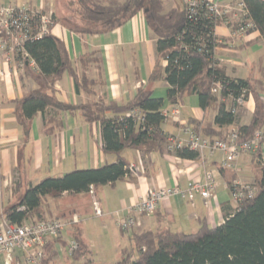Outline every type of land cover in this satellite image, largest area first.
<instances>
[{
    "label": "crops",
    "instance_id": "crops-1",
    "mask_svg": "<svg viewBox=\"0 0 264 264\" xmlns=\"http://www.w3.org/2000/svg\"><path fill=\"white\" fill-rule=\"evenodd\" d=\"M211 1L226 6L241 0ZM0 5H27L55 14L57 21L51 34L63 43L69 66L56 80L54 88L47 92L56 100L73 106L98 100L125 105L138 89L151 87L154 96L165 99L163 109L173 105L167 98L169 84L165 80L149 82L157 60L156 36L142 12L109 32L81 34L70 28L69 20L60 19L56 0H0ZM164 6L169 11L183 8L184 4L183 0H164ZM236 31L237 20L233 14L216 25L215 34L222 40L215 48L216 58L228 75L264 84V37L256 29H249L241 35L235 34ZM92 52L99 62L91 63L85 73L98 84L95 93L89 95L83 89L76 90L70 67L79 73L78 59ZM30 63L22 67L18 60L0 62V222L6 216V210L20 200L30 184L47 176H60L77 168L99 167L118 159L117 154L104 152L100 123L87 122L78 109L61 110L58 114L60 127L52 132L46 131L44 114L38 112L29 121L26 131L18 117V102L40 89L43 82L37 64ZM166 63L163 61V65ZM217 110V106L202 108L199 96L190 94L181 102L179 119H169L162 127L169 135L184 140L187 135L182 127L190 125L191 118L203 125L211 124ZM254 110L255 99L250 96L239 108L236 122L249 124ZM121 156L130 165L132 175L114 184L96 187L103 215H95L89 192H65L57 199H45L43 212L46 218L64 219L68 224L60 238L48 241L44 264H66L70 259L73 264L81 261L86 264L85 257L75 258L69 252L68 242L76 235L88 247L100 242L101 249L113 250L116 263L125 250L133 251L135 232L160 228L195 232L203 223L211 227L220 225L237 207L229 183L255 182L254 166L258 161L253 154L243 153L232 167L222 169L225 154L220 150L212 153L205 150L202 155L191 159L174 152L145 153L139 148L128 147ZM210 171L216 184L211 198L196 195L190 200L174 195L163 200L153 213L139 215V223L131 231L118 227L117 219L127 217L129 208L151 189L176 185L186 188L191 182H204ZM73 215L79 216L78 222H71ZM103 255V262L95 263L94 259L93 262L108 264V256L105 252ZM0 264L26 263L23 252L16 250L11 256L1 253Z\"/></svg>",
    "mask_w": 264,
    "mask_h": 264
},
{
    "label": "trees",
    "instance_id": "trees-1",
    "mask_svg": "<svg viewBox=\"0 0 264 264\" xmlns=\"http://www.w3.org/2000/svg\"><path fill=\"white\" fill-rule=\"evenodd\" d=\"M204 1L200 0L197 12L190 16L185 5L166 11L164 0H83L81 7L75 10L80 26H69L81 34L104 33L122 26L142 12L156 36L157 60L149 82L165 80L169 84L167 98L171 104L181 103L185 96L197 94L202 108L218 107L211 124L203 125L201 121L190 119L189 124L196 133L203 132L213 141L224 139L230 130L236 129L238 142L252 139L256 130L264 128V84L249 78L232 77L221 66L215 56V48L220 44L215 27L227 17H209ZM244 2L248 10L247 20L252 24L250 29L258 30L264 37V0ZM53 16L55 24L57 19L55 21V14ZM24 47L28 57L36 62L43 81L40 89L18 102V117L26 131L29 121L38 112L44 114L46 131L52 132L60 127L58 114L61 110L78 109L87 122L100 123L103 150L117 154L118 159L99 167L77 168L60 176H47L36 184H30L20 200L5 212V217L12 223L47 219L43 212L45 199H57L65 192H89L91 185L96 188L114 184L131 176L130 165L121 156L125 148H139L145 153L171 152L168 148L169 133L162 127L166 121L163 114L165 99L154 96L153 88L138 89L134 98L125 105L104 100L76 106L66 104L47 94L69 68L63 43L50 32L39 39L27 41ZM94 55L92 52L78 59L79 73L70 67L76 90L83 89L89 95L95 93L98 84L85 73L91 63L99 62ZM163 61L167 62L166 65ZM243 91L246 100L250 96L255 99L253 117L246 125L238 124L237 115L231 110L237 106L235 99ZM133 108L141 111L140 118L127 115ZM174 153L191 159L199 156L197 151L186 145L177 147ZM262 153L263 148H260L253 154L258 160L254 166L255 194L237 203L236 209L227 215L222 224L211 227L203 223L195 232L172 231L169 228L135 232L132 236L135 244L133 251L125 250L115 264H264ZM225 168L222 166V169ZM233 183H229L231 192ZM74 240L79 247L72 255L75 258L85 257L86 264H95L90 248L79 235Z\"/></svg>",
    "mask_w": 264,
    "mask_h": 264
},
{
    "label": "built area",
    "instance_id": "built-area-1",
    "mask_svg": "<svg viewBox=\"0 0 264 264\" xmlns=\"http://www.w3.org/2000/svg\"><path fill=\"white\" fill-rule=\"evenodd\" d=\"M204 2L206 14L209 17L226 16L227 20L229 15L233 14L239 23L235 34H244L252 27V24L247 20L248 10L244 0L226 6L211 0H205ZM183 4L190 16H193L197 12L200 0H183ZM53 14L52 11H44L27 5L20 7L0 5V62L11 63L14 60H18L19 65L22 67L30 62L36 65V62L28 57L24 45L27 41L39 39L51 32V26L54 24ZM221 42L222 40L219 39V43ZM217 89L218 87L215 91ZM244 93L245 91L235 99L237 106L231 109L236 115H238L239 108L246 101ZM180 105L181 103L178 102L169 108L163 109L166 121L179 119ZM127 115L140 118L142 113L137 108H133L127 112ZM182 130L187 135L184 140L174 135H169L168 148L171 152H174L177 147L184 145L197 151L199 155H202L205 150H209L211 153L220 150L225 154L222 165L227 168L232 167L243 153L255 154L260 148H263L262 161L264 159V129L256 130L252 139L241 142H238V131L236 129L230 130L224 139H215L213 141L205 135L196 133L191 125L183 126ZM233 185L232 195L237 203L246 197H252L256 192L254 182L234 181ZM215 186V180L210 171L207 172L204 182L194 181L189 183L186 188L176 185L151 189L129 208L130 214L127 217L117 219L116 223L123 231H131L139 223V215L153 213L163 200L174 195H181L190 200H193L196 195L209 199L213 195ZM89 193L94 198L95 215H103L95 186H90ZM78 221L79 216L73 215L71 222ZM67 224L68 221L58 218L16 224L4 217L0 222V254L4 253L11 256L16 250H21L26 264H43L44 251L48 241L52 238H60ZM78 247L79 243L76 240L71 239L68 242V249L71 254Z\"/></svg>",
    "mask_w": 264,
    "mask_h": 264
},
{
    "label": "rangeland",
    "instance_id": "rangeland-1",
    "mask_svg": "<svg viewBox=\"0 0 264 264\" xmlns=\"http://www.w3.org/2000/svg\"><path fill=\"white\" fill-rule=\"evenodd\" d=\"M57 2V11L59 13L60 19H66L69 20L70 24L72 26H80V18L77 12L75 10L79 9L81 7V4L84 3L83 0H56ZM90 197V196H89ZM94 198L91 196L90 201L93 202ZM99 217V216H98ZM64 220V219H62ZM65 221V220H64ZM108 244V243H107ZM106 244V245H107ZM102 244L95 243L92 246H89L91 251V258L94 259L95 263H101L103 262V252H105L108 264H113L116 261V258L112 257L114 251L108 250L106 251L105 248L101 249ZM70 264L72 262V259H70ZM66 263V264H69ZM82 264V261L81 263Z\"/></svg>",
    "mask_w": 264,
    "mask_h": 264
}]
</instances>
